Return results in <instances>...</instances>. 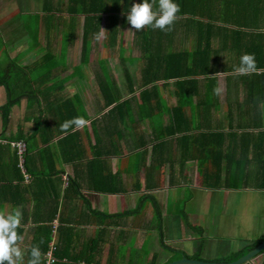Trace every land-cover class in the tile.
<instances>
[{"label": "trees", "instance_id": "16d2710c", "mask_svg": "<svg viewBox=\"0 0 264 264\" xmlns=\"http://www.w3.org/2000/svg\"><path fill=\"white\" fill-rule=\"evenodd\" d=\"M176 2L180 11L170 30L154 29L150 25L136 30L126 20L129 0H43L42 13L32 14L35 23L29 30L31 37L32 34L34 36V44L39 42L38 21H42L44 36L49 35L50 30L53 31L54 39H48L47 51L31 63L21 64L8 59L0 64V85L6 93L5 102L0 105V151L4 150L8 157L7 162H0V194L13 189L28 190L34 184L47 182L46 179H50L52 175L61 173L52 162L57 153L54 145H73L72 149L78 148L75 145H80L84 153H87L84 145H88L91 156L88 153L82 154L90 158L86 157V162L74 165L75 168H84L92 177L91 189L101 192L125 190L120 171H112L109 162L112 154L124 151V148L121 150L116 145H133L136 148L141 145L139 158L142 160L149 155L147 174L156 169L157 165H168L170 170L178 165L182 169L186 161L194 159L203 183L207 186H219L225 181L226 178H221L225 167L224 172L227 174L232 171L237 173L240 169L241 178L235 186L242 183L247 186L256 182L257 187L264 188V130L260 132V141L255 138L249 142V136H244L245 144L237 147L241 148L240 155H227L222 151L223 134L221 131H212L210 110L216 102L209 96V79L213 78L210 77L211 74L232 69L230 66L220 65L221 52L228 41V46L236 51V64L237 55L246 48L250 54L253 50L256 53L261 51V59L255 66L264 67V0ZM152 3L158 6V0H152ZM63 11L68 14L69 21H62ZM81 17L79 64L71 72L58 77V73L67 68V48L78 37ZM63 25L67 26L64 36L61 32ZM127 27L132 28L131 49L139 53L136 57L124 54L123 34ZM103 28L107 45L118 50L117 62L121 65L119 78H122L118 81L119 78L104 60L102 69L95 68L93 77L99 96L90 113L81 92L85 82L78 79L86 76L85 69L91 62L93 42ZM192 35L194 46L189 48ZM222 40H225V44ZM1 42L0 39V47ZM138 59L142 61V65L136 87L127 66ZM252 74L261 78L260 83L252 82L251 88L246 91L245 102L248 104L253 103L251 98L254 91L258 92L259 101L264 95V70ZM73 77L77 78L76 92L69 97L60 96L64 83ZM160 81L161 85H158ZM164 88L166 90L163 95ZM194 96L195 102L192 100ZM166 97H173L174 101L167 102ZM22 98L27 99L28 106L36 108L33 127L28 131L19 127L17 133H8L12 108ZM165 113L169 114L166 125L162 123ZM73 117H83L89 121V125L82 126L81 130L74 125L64 128V123ZM146 119L149 129L144 131L140 129V125ZM128 128L132 133L127 131ZM205 128L208 129L203 130ZM19 139L25 142L22 166L19 165L17 149H10V142ZM74 155L72 153L69 157L72 162L77 157ZM224 157L226 166L222 165ZM251 160L256 162L253 169L256 172L253 174L249 169L243 174L244 166ZM27 174L29 181H24ZM250 175H253V180L248 178ZM225 183L229 184L228 180ZM68 186L77 190L80 181L73 176L69 178ZM52 191L58 193L57 188ZM149 197L155 213H159L157 200L152 195ZM180 214L189 226L201 231L200 227L191 225L183 209ZM263 239L264 232L221 261L237 259ZM48 246L49 244H44L40 250L42 264ZM59 252L60 246L56 244V260L53 264H61ZM260 252H264V248Z\"/></svg>", "mask_w": 264, "mask_h": 264}, {"label": "crops", "instance_id": "0c3cea01", "mask_svg": "<svg viewBox=\"0 0 264 264\" xmlns=\"http://www.w3.org/2000/svg\"><path fill=\"white\" fill-rule=\"evenodd\" d=\"M36 1L40 5L34 8ZM42 4L43 0H0L1 65L8 59H14L21 64L31 63L47 51L48 39H54L53 31L50 30L49 35L44 36L42 21H38L39 42L34 44V36L32 34L33 38L31 37L29 30L35 23L32 14H41ZM62 15V21H69L66 12L63 11ZM82 19L81 17L77 29L79 40H75L67 48L66 67L71 71L79 64L70 65L68 60L70 51L77 42L81 47ZM66 31L67 26L63 25V36ZM128 31L131 38V27L125 28L123 37ZM192 37L194 36L190 37L189 48L194 46ZM222 42L225 44V40ZM227 44L230 45L229 41ZM228 45H224L221 52L220 65L230 66L231 71L211 74L210 77L213 78L209 79V96L216 102L210 110V123L213 125L212 131H221L223 134L222 151L227 155L237 156L241 153L238 145L245 144L244 136H249V142L255 138L262 139L260 132L264 130V95L259 101L260 96L254 91L251 98L254 104L246 103L245 98L252 82L260 83L261 77L253 75L252 72H260L264 67L256 65L254 70L240 73L237 71L239 58L247 53V49L238 52L236 64V51ZM134 52L132 50L128 56L139 55ZM257 53L254 50L251 52L255 63L261 59V51ZM138 60L134 61L138 75L134 76L131 65L127 66L134 77L135 85L139 84V70L142 65L141 60L137 63ZM90 65L91 62L85 69L86 76L78 79L85 82V86L80 88L84 99L87 91L86 71L91 69ZM73 78L72 84L76 87L77 78ZM69 81L71 79L64 83L60 96L69 97L76 92L75 89L70 93H63ZM158 85H161V81ZM166 88L163 89V95ZM166 98L167 102L174 101L173 97ZM5 99V89L0 85V105ZM192 100L195 102L196 97ZM19 112L21 115L17 114ZM15 114L21 122H13V128L11 122ZM35 114L36 110L28 106L27 99L22 98L12 108L7 132L15 134L19 127L24 131L32 129ZM168 116V113L163 115L164 125L169 120ZM85 125H89L88 120ZM78 129L81 130L82 126ZM140 129H149L147 119L141 121ZM88 131L91 134L90 126ZM127 131L132 133L129 128ZM72 146L54 145L57 153L55 159L51 160L61 173L52 175L50 179H46L47 182L34 184L28 190L13 189L0 194V214H7L13 209H19L22 213L21 224L17 228L20 237L17 244L25 255L18 264H28V253L34 245L41 250L49 242L60 246L61 264H166L183 256L208 262H222V258L251 243L264 232V188L257 187L256 182L247 186L243 183L235 186L241 178L240 169L237 173L232 171L227 174L224 167L221 178H226L225 181L219 186H207L203 183L194 159L186 161L182 169L178 165L174 170H170L168 165H157L156 169L147 174L149 155L142 160L139 158L141 145L138 148L133 145H116L121 150L124 148V151L112 154L109 162L112 171H120L125 190L101 192L91 189V175L84 168H75L74 165L86 162V157L90 158L88 145H84L89 155L86 157L83 156L84 151L80 145H75L78 148L74 149ZM12 148L15 147L10 145V149ZM72 153L77 156L73 158V162L69 158ZM7 158L5 151L1 150L0 162H7ZM225 162L224 157L223 166ZM255 165L256 162L251 160L244 166L243 174L249 169L252 172ZM255 172L256 170L253 174ZM73 176L80 181L77 190L68 186V180ZM248 178L254 179L253 175ZM227 180L229 184L226 185ZM24 181H29L28 174ZM53 188H57L58 193L53 192ZM150 195L157 200L159 213H155ZM245 206H249L248 211H245ZM181 209L187 213L191 225L201 228L200 232L187 224L180 214ZM42 258L41 254L40 264L43 262ZM263 262L264 252H260L249 263Z\"/></svg>", "mask_w": 264, "mask_h": 264}, {"label": "clouds", "instance_id": "9594fccd", "mask_svg": "<svg viewBox=\"0 0 264 264\" xmlns=\"http://www.w3.org/2000/svg\"><path fill=\"white\" fill-rule=\"evenodd\" d=\"M180 6L176 0H158V6H154L152 0H129L126 11V20L139 30L145 25L161 30H170ZM255 69L254 55L244 53L240 56L237 71L247 73ZM87 121L83 117H73L64 123L63 127H81ZM22 213L19 209H13L7 214H0V264H18L22 261L25 252L17 244L20 239L17 228L21 224ZM28 264H40L41 251L38 246H33L28 253Z\"/></svg>", "mask_w": 264, "mask_h": 264}, {"label": "rangeland", "instance_id": "374dc122", "mask_svg": "<svg viewBox=\"0 0 264 264\" xmlns=\"http://www.w3.org/2000/svg\"><path fill=\"white\" fill-rule=\"evenodd\" d=\"M39 5H40V3H38V1H36L34 3L33 7L34 8L39 7ZM104 33H105V30L103 28V30L100 31V34L98 35L97 39L93 42V48L91 51V65H90L91 69H88L86 71L87 77L85 78L86 79V87L85 88H87V91H86L85 99H86L87 107H88L90 113L93 112L92 111V107H93L92 105L96 102L97 96H99V93H98L99 91L95 85V79L93 77V72H94L93 69L94 68L102 69V64L105 63L104 61H106L107 64L111 67V70L114 73V75L117 78H119V72H120V66L121 65H119L117 62L118 61V50H117V48H110L107 45V43L104 40ZM76 40H79V37H77ZM124 44H125L124 54L128 56L129 52H130V54L132 53L131 38H130L129 31L125 32ZM69 57L70 58L68 61H69L70 65L79 62V60H80V46H78V42L75 46H73V49L70 51ZM28 59H30V57ZM128 62H130V61H128ZM137 63L139 64L140 60H138ZM128 64L131 65L130 67H131V70L133 72V75L134 76H136V74L138 75L137 65H135V67H134V63H128ZM70 71L71 70L68 67L65 69V71H60L58 73L59 74L58 77H62L63 75L69 73ZM139 74H140V71H139ZM121 78H119L118 80L121 81ZM73 80H74V78H72L71 81H69L67 83V87H66L65 91L63 92L64 94L70 93L75 89L77 90V87H75L72 84ZM136 87H138V83H137ZM17 114L21 115L20 112ZM14 117L12 118L13 121L11 122V125L13 128H15L14 123L21 122V119L19 117H17L16 114L14 115ZM240 206H241V204H240ZM248 207L245 206V211H248ZM241 213H243V211Z\"/></svg>", "mask_w": 264, "mask_h": 264}, {"label": "water", "instance_id": "95a60500", "mask_svg": "<svg viewBox=\"0 0 264 264\" xmlns=\"http://www.w3.org/2000/svg\"><path fill=\"white\" fill-rule=\"evenodd\" d=\"M263 248H264V239L261 240V242L257 244L254 248L250 249L248 252H246L242 256L232 261L208 262L194 258H187L183 256L180 259L173 260L166 264H242L245 262H250L255 257V255H257Z\"/></svg>", "mask_w": 264, "mask_h": 264}, {"label": "built area", "instance_id": "2783aa9c", "mask_svg": "<svg viewBox=\"0 0 264 264\" xmlns=\"http://www.w3.org/2000/svg\"><path fill=\"white\" fill-rule=\"evenodd\" d=\"M11 146L15 147L17 149V153L19 155L20 163L19 165L22 166L23 163V151L25 150V142L22 140H12L10 142ZM54 249L55 244L53 242H49V246L47 250L44 252V264H53L56 260L54 256Z\"/></svg>", "mask_w": 264, "mask_h": 264}]
</instances>
